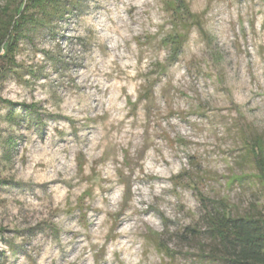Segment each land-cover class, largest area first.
<instances>
[{
	"label": "rangeland",
	"instance_id": "374dc122",
	"mask_svg": "<svg viewBox=\"0 0 264 264\" xmlns=\"http://www.w3.org/2000/svg\"><path fill=\"white\" fill-rule=\"evenodd\" d=\"M51 1L0 62V264H223L205 212L264 216V0Z\"/></svg>",
	"mask_w": 264,
	"mask_h": 264
},
{
	"label": "trees",
	"instance_id": "16d2710c",
	"mask_svg": "<svg viewBox=\"0 0 264 264\" xmlns=\"http://www.w3.org/2000/svg\"><path fill=\"white\" fill-rule=\"evenodd\" d=\"M55 7L51 0H2L0 4V62L5 61L6 65L15 64L14 54L27 28L45 25L46 22L30 15L29 9L40 10V14L48 19L49 16L56 18L58 12H52L58 11L60 7ZM49 8L52 12L46 13ZM0 103L7 102L0 98ZM33 107L28 106L23 109L26 120H31ZM8 117L13 119V114H9ZM249 154L254 160L264 185V142L259 138L251 140ZM224 211L225 209L216 207L213 211L205 212L206 229L220 246L219 260L223 264H264V216L250 214L232 218ZM209 255L214 256L212 253Z\"/></svg>",
	"mask_w": 264,
	"mask_h": 264
},
{
	"label": "bare ground",
	"instance_id": "6f19581e",
	"mask_svg": "<svg viewBox=\"0 0 264 264\" xmlns=\"http://www.w3.org/2000/svg\"><path fill=\"white\" fill-rule=\"evenodd\" d=\"M136 15V14H135ZM175 48V47H174ZM115 57V56H114ZM90 92V91H89ZM89 124V123H88ZM120 214V213H119ZM130 245V244H129Z\"/></svg>",
	"mask_w": 264,
	"mask_h": 264
}]
</instances>
